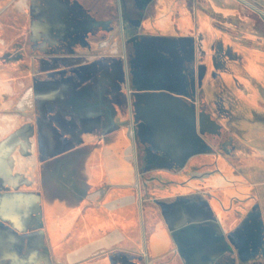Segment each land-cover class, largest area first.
Wrapping results in <instances>:
<instances>
[{
    "label": "crops",
    "instance_id": "obj_1",
    "mask_svg": "<svg viewBox=\"0 0 264 264\" xmlns=\"http://www.w3.org/2000/svg\"><path fill=\"white\" fill-rule=\"evenodd\" d=\"M234 1L160 0L149 35L135 37L80 0H44L51 14L32 33L35 111L15 107L25 82L7 73L23 64L0 65V215L18 230L0 226V264H78L114 251L115 264H264V127H252L260 137L248 147L260 163L239 171L240 146L217 140L225 129L212 117L233 56L210 48L209 14L235 18ZM83 34L116 37L111 54L102 38L77 54L72 37ZM32 216L37 230L26 233Z\"/></svg>",
    "mask_w": 264,
    "mask_h": 264
},
{
    "label": "rangeland",
    "instance_id": "obj_2",
    "mask_svg": "<svg viewBox=\"0 0 264 264\" xmlns=\"http://www.w3.org/2000/svg\"><path fill=\"white\" fill-rule=\"evenodd\" d=\"M80 1L86 6H89L92 11L97 12L98 16L106 15L104 12L105 8L98 7L101 1L104 2V0ZM230 2L232 5L235 4L234 0H230ZM238 3L239 7L236 17L242 18L239 20L240 27H243L244 23L249 21L252 30L242 29L243 31L241 34L239 36L237 35L239 38L234 40V42L239 51L233 50L231 46L226 50L227 52H231L233 57L225 61V69L228 71H225L224 73L227 76L232 75V84H230L229 87H221L219 89L225 107H228L229 103L233 105L232 112L234 115H212V117L218 118L222 127L225 129L218 134L217 140L220 142L230 140L233 149H236L238 145L240 146V148L236 150L238 154L234 162L236 168L240 171L243 168L256 166L257 163H260V159L257 158L248 147H250L251 142L256 141L260 137L251 134L250 130L252 127H264V115H257L253 112L264 109V21L262 14L251 5L264 11V0H239ZM32 4V0H27V5L23 8H19V0H14L13 3H5V5L3 4L0 7V21L4 26L3 34L7 38V44L0 49V65L4 63L23 64L25 69L22 71L14 70L7 73L9 76L8 79L13 82L17 80L18 83L21 80L25 82V86L18 88H16V86L14 87L16 98L15 107H21L22 105V107H27L29 110L35 111V100L33 98L24 99L26 89L32 88L34 90V81L37 76L35 64L38 55L33 53L32 46H34V43L31 42L28 35L30 29L34 30L35 24L32 22L37 17V9L33 7ZM50 10L51 9L48 10L47 15L51 14ZM245 17H249V19L246 20ZM224 21L229 23L231 20L229 21V19H225ZM227 23L225 25H228ZM222 31L226 32L224 30ZM222 41H224L223 38ZM114 42H116V37H112L110 41L108 40V46L107 48H104L107 49L106 52L108 54H111V46ZM222 48L225 49L224 42L222 43ZM253 53L261 54L260 59H254L255 57L253 56ZM249 63H255V67L259 68V71L252 70ZM220 67H222V65H220ZM224 73L220 72L222 77ZM212 91L213 89L211 88H205L206 95L209 97L210 101L213 98ZM259 132L260 131L258 130V132L255 133ZM137 153L141 154L142 149L140 150L139 147H137ZM29 168L31 183L28 188L31 190L32 185L35 186V181L31 180V177L35 174L32 172L35 170H33L32 165H30ZM7 199V195L0 197L1 202H4ZM34 215L35 214L33 213V216ZM33 216L26 233H31L32 231L37 230L36 220ZM0 226L5 230L12 228L18 231L14 222L11 221L10 218H4L1 215ZM117 254L122 253L114 251L92 261L82 262L80 264H115V259L113 260V257H116ZM125 255L126 257L133 258L131 253L125 252ZM138 261V264H142L139 257ZM56 262V264H65L64 261L59 258Z\"/></svg>",
    "mask_w": 264,
    "mask_h": 264
},
{
    "label": "flooded vegetation",
    "instance_id": "obj_3",
    "mask_svg": "<svg viewBox=\"0 0 264 264\" xmlns=\"http://www.w3.org/2000/svg\"><path fill=\"white\" fill-rule=\"evenodd\" d=\"M159 1L160 0H104L102 4H103V7L105 8L104 12L106 13V15L103 16V18H106L107 20L111 21V24L113 27L115 25L117 27L119 26L120 28L119 31L122 33V35L124 34V36L129 35V34H133L135 37L149 35V32L151 30L149 23L150 21L154 20V17H155L154 6ZM181 1H184L185 3L202 2V0H181ZM32 3H33L32 6L37 9V17H39V19L42 18L44 14H47L49 7H47L44 0H37V1L32 0ZM251 6L254 7L257 11H259L262 14L263 21H264V11H262L260 8H257L253 5ZM86 10L88 12H93L91 8L89 9V7L88 9L86 8ZM209 15L211 16L210 26L212 27V30L215 33V38H211L210 40L211 41L210 48L213 51L226 52L228 47H226L225 44H224L225 49L222 48V43L224 42L222 41V38H223V39L229 40L230 46L232 47L233 50L239 51V49L236 47V43L234 42V40L239 38L238 36L241 34L243 30H252V26H250L249 21L244 23L243 27H240L239 20L242 19L241 17L235 16V18L229 19V21L230 20L231 21L227 23L224 21L225 20L224 18H221L211 13ZM245 19L248 20L249 17H245ZM34 21L35 19L33 20L32 23H34ZM226 23L229 26L225 25ZM162 29L165 32H169L168 27L164 26ZM222 30L226 32H223ZM32 33H33V29H30V33L28 35H29L31 42L34 43V46H32V51L33 53H36L38 55V51L36 50L35 40L32 39ZM99 38L100 39L102 38V39L100 40ZM95 39H99L101 42L102 40H104V37L92 38L88 36L87 34L72 37V42L74 43L75 52L83 53L84 51H87L88 49L91 48L92 42ZM66 42L68 43V41ZM129 49H130L129 43L128 41L125 40V43L123 42V51H122V54L125 60H128ZM39 58L40 57L38 55L37 60ZM219 89H217V92L214 95H215V99L217 100V103L219 102L221 106L220 115H234L232 112L233 105L231 103L228 104V107L224 106L225 105L224 100L221 97V91ZM29 98H34L32 88L26 89L25 94H24V99H29ZM205 106L207 108L208 105H205ZM136 155L138 156L137 145H136ZM106 254L107 253L99 254L98 256L95 257V259L105 256ZM92 260L94 259H89L88 261H92ZM82 262H87V261H81L78 264ZM141 263L151 264V262L147 258L146 260L145 259H143V261L141 260Z\"/></svg>",
    "mask_w": 264,
    "mask_h": 264
},
{
    "label": "built area",
    "instance_id": "obj_4",
    "mask_svg": "<svg viewBox=\"0 0 264 264\" xmlns=\"http://www.w3.org/2000/svg\"><path fill=\"white\" fill-rule=\"evenodd\" d=\"M99 46L101 48H106L108 46V41L107 40H102L100 43H99ZM116 53V51L114 52Z\"/></svg>",
    "mask_w": 264,
    "mask_h": 264
},
{
    "label": "bare ground",
    "instance_id": "obj_5",
    "mask_svg": "<svg viewBox=\"0 0 264 264\" xmlns=\"http://www.w3.org/2000/svg\"><path fill=\"white\" fill-rule=\"evenodd\" d=\"M159 73V72H158ZM161 91V90H160Z\"/></svg>",
    "mask_w": 264,
    "mask_h": 264
}]
</instances>
